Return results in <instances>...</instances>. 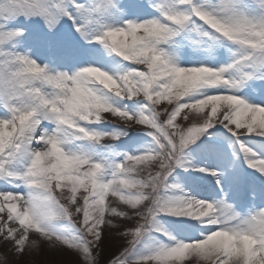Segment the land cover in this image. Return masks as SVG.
<instances>
[{"label": "snow or ice", "instance_id": "obj_1", "mask_svg": "<svg viewBox=\"0 0 264 264\" xmlns=\"http://www.w3.org/2000/svg\"><path fill=\"white\" fill-rule=\"evenodd\" d=\"M113 236L264 264V0H0V264Z\"/></svg>", "mask_w": 264, "mask_h": 264}, {"label": "rangeland", "instance_id": "obj_2", "mask_svg": "<svg viewBox=\"0 0 264 264\" xmlns=\"http://www.w3.org/2000/svg\"><path fill=\"white\" fill-rule=\"evenodd\" d=\"M249 171H251V170H249ZM212 183H214V181L210 180V181L206 182V184L209 188H210ZM186 187H187V185H186ZM124 239H126V238H123V237L117 238L116 236H113V237L105 240L104 245H103V251L101 253V264H105V261H107L109 256L114 251H116V249L120 246L122 240H124ZM25 258L26 259H32L33 257L26 256ZM49 258H50L49 256L44 255L42 257H38L37 259H49ZM65 259L71 260V259H73V257L67 256V257H65Z\"/></svg>", "mask_w": 264, "mask_h": 264}]
</instances>
